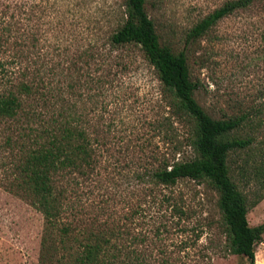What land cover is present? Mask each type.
Masks as SVG:
<instances>
[{
  "label": "rangeland",
  "instance_id": "1",
  "mask_svg": "<svg viewBox=\"0 0 264 264\" xmlns=\"http://www.w3.org/2000/svg\"><path fill=\"white\" fill-rule=\"evenodd\" d=\"M226 1L146 0L145 9L160 44L174 53L186 50L203 110L214 119L244 117L231 136L251 143L232 154L230 175L256 228L264 225V2L186 44L189 31ZM124 2L0 0V47L18 49L35 82L60 95L56 109L63 98L80 114L88 137L98 140L96 170L77 189L73 182L71 200L79 198L87 219L113 223L123 234L142 233L155 242L152 231L163 226L162 243L149 246L154 257L163 249V264H248L228 252L218 193L210 185L188 179L155 189L136 185L135 175L152 163L194 154L187 143L190 123L172 116L170 96L140 48L110 46ZM58 258L51 223L0 186V264H59ZM255 262L264 264V230Z\"/></svg>",
  "mask_w": 264,
  "mask_h": 264
},
{
  "label": "trees",
  "instance_id": "2",
  "mask_svg": "<svg viewBox=\"0 0 264 264\" xmlns=\"http://www.w3.org/2000/svg\"><path fill=\"white\" fill-rule=\"evenodd\" d=\"M124 1V17L109 38L110 46L140 48L170 96L172 116L190 123L187 143L194 154L191 160L152 163L148 172L135 175L136 185L143 182L155 189L184 179L207 183L218 193L228 252L256 264L255 246L264 225L249 226L247 199L233 181L229 165L232 154L251 143L231 136L241 128L244 117L214 119L208 115L194 98L197 85L190 78L186 50L174 53L160 44L145 9L146 0ZM261 1H226L189 31L186 44L205 35L220 20ZM5 30L8 36L13 34L10 28ZM0 53V186L26 200L51 223L59 264H163V249L154 257L149 247L161 242L163 226L153 229L155 242L142 233L123 234L113 223L103 225L84 217L79 198L72 202L73 182L77 189L78 181L88 180L96 170L98 140L88 137L80 114L66 107L63 98L56 109L60 95L35 82L36 75L23 65L18 49L0 47Z\"/></svg>",
  "mask_w": 264,
  "mask_h": 264
}]
</instances>
